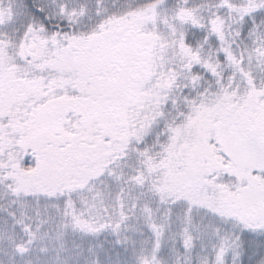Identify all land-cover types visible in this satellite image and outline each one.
Returning a JSON list of instances; mask_svg holds the SVG:
<instances>
[{"label": "snow or ice", "instance_id": "snow-or-ice-1", "mask_svg": "<svg viewBox=\"0 0 264 264\" xmlns=\"http://www.w3.org/2000/svg\"><path fill=\"white\" fill-rule=\"evenodd\" d=\"M0 264H264V0H0Z\"/></svg>", "mask_w": 264, "mask_h": 264}]
</instances>
